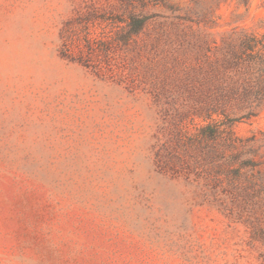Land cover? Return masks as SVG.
I'll use <instances>...</instances> for the list:
<instances>
[{"label":"rangeland","instance_id":"374dc122","mask_svg":"<svg viewBox=\"0 0 264 264\" xmlns=\"http://www.w3.org/2000/svg\"><path fill=\"white\" fill-rule=\"evenodd\" d=\"M0 264H264V0H0Z\"/></svg>","mask_w":264,"mask_h":264},{"label":"trees","instance_id":"16d2710c","mask_svg":"<svg viewBox=\"0 0 264 264\" xmlns=\"http://www.w3.org/2000/svg\"><path fill=\"white\" fill-rule=\"evenodd\" d=\"M132 19V23H130L133 26V33H139L143 27L145 26L146 23V18L142 15H133L132 17H130ZM258 44V41L253 38V37H246L244 39H242L238 46L235 45H231L232 49H231V56H232V61L233 62H238L241 60H250L249 57H247V55H245V52L247 50L252 51L253 53H257V50H255L254 48L256 47V45ZM251 54V53H250ZM68 56V55H66ZM212 112H207L205 115V118H211L213 112L217 113V109H211ZM215 123V122H214ZM217 123V122H216ZM214 124L215 127H213V123H207L206 125H204L202 127V131L203 134L205 136L208 137H216L218 135H220L221 130L219 129L220 124Z\"/></svg>","mask_w":264,"mask_h":264}]
</instances>
